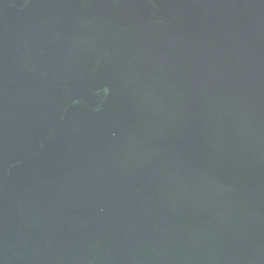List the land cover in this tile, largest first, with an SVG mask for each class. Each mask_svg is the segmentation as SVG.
Listing matches in <instances>:
<instances>
[{
	"label": "water",
	"instance_id": "water-1",
	"mask_svg": "<svg viewBox=\"0 0 264 264\" xmlns=\"http://www.w3.org/2000/svg\"><path fill=\"white\" fill-rule=\"evenodd\" d=\"M0 264H264V0H0Z\"/></svg>",
	"mask_w": 264,
	"mask_h": 264
}]
</instances>
